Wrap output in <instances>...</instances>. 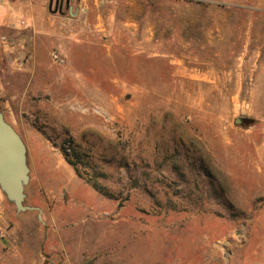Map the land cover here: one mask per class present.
I'll return each instance as SVG.
<instances>
[{
    "label": "rangeland",
    "instance_id": "obj_1",
    "mask_svg": "<svg viewBox=\"0 0 264 264\" xmlns=\"http://www.w3.org/2000/svg\"><path fill=\"white\" fill-rule=\"evenodd\" d=\"M69 8L15 112L42 264H264V7Z\"/></svg>",
    "mask_w": 264,
    "mask_h": 264
},
{
    "label": "crops",
    "instance_id": "obj_2",
    "mask_svg": "<svg viewBox=\"0 0 264 264\" xmlns=\"http://www.w3.org/2000/svg\"><path fill=\"white\" fill-rule=\"evenodd\" d=\"M254 1L258 6L264 7V0ZM50 2L53 10L52 6L49 7ZM57 2L58 0H0V113L21 139L23 135L17 126L22 121L18 120L15 112H22V97L34 91L30 88L31 83L34 87L38 80L46 81L51 77L46 71L51 72L52 65L48 59L39 58L38 51L43 49L46 57L56 35L54 23H62L63 20L67 23L62 13L54 11ZM22 80L23 92L14 91L12 87L15 82ZM44 91L47 93L46 89ZM12 103H17V106ZM30 213L31 211L17 213L0 188V264L43 263L44 234L37 226L38 219L31 217Z\"/></svg>",
    "mask_w": 264,
    "mask_h": 264
},
{
    "label": "water",
    "instance_id": "obj_3",
    "mask_svg": "<svg viewBox=\"0 0 264 264\" xmlns=\"http://www.w3.org/2000/svg\"><path fill=\"white\" fill-rule=\"evenodd\" d=\"M49 5L51 7L52 2ZM54 11H56L55 6ZM58 12L61 13V9ZM235 122L240 123L241 120L236 119ZM28 181L29 168L26 147L18 133L4 120L3 114L0 113V188L7 200L14 205L17 213L36 211L38 213L37 219L43 225L41 210L24 205V188Z\"/></svg>",
    "mask_w": 264,
    "mask_h": 264
},
{
    "label": "trees",
    "instance_id": "obj_4",
    "mask_svg": "<svg viewBox=\"0 0 264 264\" xmlns=\"http://www.w3.org/2000/svg\"><path fill=\"white\" fill-rule=\"evenodd\" d=\"M70 150H71V147H70V145H69V143H68V144H66L65 146H63V148H62V153L64 154V158L66 159L67 163L73 166L72 160H70V159L68 158V153L70 152ZM74 170H75V172L77 173V169H76L75 167H74ZM77 174H78V173H77Z\"/></svg>",
    "mask_w": 264,
    "mask_h": 264
},
{
    "label": "flooded vegetation",
    "instance_id": "obj_5",
    "mask_svg": "<svg viewBox=\"0 0 264 264\" xmlns=\"http://www.w3.org/2000/svg\"><path fill=\"white\" fill-rule=\"evenodd\" d=\"M63 7H65V9L69 10V0H68V2H67V0H65V2H64V0H58L57 5L55 6L56 10L58 11L59 9H61V12H62Z\"/></svg>",
    "mask_w": 264,
    "mask_h": 264
},
{
    "label": "built area",
    "instance_id": "obj_6",
    "mask_svg": "<svg viewBox=\"0 0 264 264\" xmlns=\"http://www.w3.org/2000/svg\"><path fill=\"white\" fill-rule=\"evenodd\" d=\"M51 59L53 60V62L61 64L63 63V59L60 57L59 54H57L56 52H52L51 54ZM1 238V236H0Z\"/></svg>",
    "mask_w": 264,
    "mask_h": 264
}]
</instances>
